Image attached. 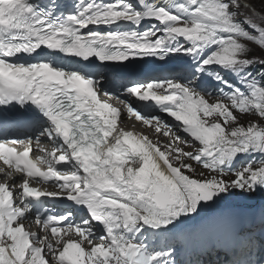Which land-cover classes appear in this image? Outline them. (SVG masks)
<instances>
[{"label": "snow or ice", "instance_id": "snow-or-ice-1", "mask_svg": "<svg viewBox=\"0 0 264 264\" xmlns=\"http://www.w3.org/2000/svg\"><path fill=\"white\" fill-rule=\"evenodd\" d=\"M262 122L253 0H0V264H177L157 241L264 195Z\"/></svg>", "mask_w": 264, "mask_h": 264}, {"label": "rangeland", "instance_id": "rangeland-1", "mask_svg": "<svg viewBox=\"0 0 264 264\" xmlns=\"http://www.w3.org/2000/svg\"><path fill=\"white\" fill-rule=\"evenodd\" d=\"M245 2H247V0H245ZM253 3H254L256 11H259L262 14H264V12H263L264 11V0H253ZM251 46L255 47L257 49L256 51L261 52V50L256 45L252 44ZM250 119H255V118L249 117V116L244 117L245 121L250 120ZM230 199H231V201H229V202L234 201L235 203L248 204L249 201H256V202H260L262 204V202H264V195H259V196L253 197L252 199H245L242 196H235V197H232Z\"/></svg>", "mask_w": 264, "mask_h": 264}, {"label": "bare ground", "instance_id": "bare-ground-1", "mask_svg": "<svg viewBox=\"0 0 264 264\" xmlns=\"http://www.w3.org/2000/svg\"><path fill=\"white\" fill-rule=\"evenodd\" d=\"M224 213H226V211H223V212H219L215 215V217H219L221 219H224V217L222 216ZM237 213V212H236ZM239 213V212H238ZM240 215H245V213H242L240 212L239 213ZM236 220H239V218H236ZM239 225L238 224H235L232 226V228L228 229L229 227L225 226V235L228 236V237H231L232 235L235 236V233L237 232V229H238ZM237 242L234 240V239H230L229 240V245H236Z\"/></svg>", "mask_w": 264, "mask_h": 264}]
</instances>
